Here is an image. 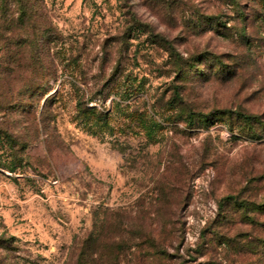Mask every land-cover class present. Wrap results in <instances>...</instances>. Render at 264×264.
Segmentation results:
<instances>
[{
    "label": "rangeland",
    "instance_id": "374dc122",
    "mask_svg": "<svg viewBox=\"0 0 264 264\" xmlns=\"http://www.w3.org/2000/svg\"><path fill=\"white\" fill-rule=\"evenodd\" d=\"M201 17V31H183ZM171 49L193 61L181 78ZM218 56L231 79L212 75ZM0 60V236L15 248L0 264H64L120 212L121 236L163 248L149 264L249 261L211 238L264 234L223 200L262 196L246 186L264 170V138L218 120L188 134L152 107L176 90L209 118L264 122V0H0ZM139 256L123 250L120 264Z\"/></svg>",
    "mask_w": 264,
    "mask_h": 264
},
{
    "label": "trees",
    "instance_id": "16d2710c",
    "mask_svg": "<svg viewBox=\"0 0 264 264\" xmlns=\"http://www.w3.org/2000/svg\"><path fill=\"white\" fill-rule=\"evenodd\" d=\"M231 5L233 6V2ZM205 20L201 17L200 25L191 24L190 26H187L186 24V27L182 26L183 31L191 33H195L197 29H200L201 31L202 25L205 24ZM219 25L220 27L226 29L224 24L221 23ZM140 26H142V24H140ZM148 34L150 37H155V35L150 33V31ZM159 40L163 42L160 43ZM154 42L157 45H166V40L160 36H157ZM4 50L9 51V48L6 46L4 47ZM168 52L170 59H173L172 55H174L173 64L175 66V72L177 73L178 78H181L183 75L185 76L187 71L193 69V61H189L190 66L188 68V66L185 65L187 59H184L183 56H180L178 52L172 49ZM5 65L7 66L3 60H0V68L3 69V71L0 70V81H4V77L9 75V68H4ZM239 68L243 69V65H240ZM213 69L214 71L212 72V75L219 76V80L231 79L236 71L234 64H228V61L224 60L220 56H218L216 66L211 68V70ZM207 78H209V76H207ZM155 102L156 103L152 109H159L162 113H160L161 115L166 114L163 112V109L172 111L171 115L173 116L167 114L169 116H167V119L165 118V121L167 122L172 119L173 122H183L185 124V130L188 134H191L194 131L199 132V130H208L218 120L228 122L233 127L232 130L230 129L231 132L235 131L234 129H236L240 135L252 141H262L264 138V122L262 117L254 116L246 111L241 112L237 110H219L216 112L214 111V114H212L211 118H209L208 115L204 113L200 114V112L188 107L187 103L184 101L182 93L176 90L171 91L170 97L168 99L161 96L157 98ZM173 109L175 112H173ZM2 134L3 132L0 129V140ZM2 137L3 139H6V143L12 141L9 134H6ZM247 184L248 186H246V189L251 196L264 191V170H262L261 173L256 176L253 175ZM223 200L226 201L224 206L227 205L230 207L233 214L239 213V217L244 223L250 224V226L253 228H258L264 232V220H259V218L264 217V192L258 200H256L255 197L240 199L238 196L237 198L225 197ZM164 205H166V203H164ZM117 214L120 218H115L114 221H110V232H102L96 236L89 234L86 237L80 239L75 244L76 248L74 251V259L72 256V258L67 260L64 264H120L122 251L126 250L128 252V249H131L132 247H134L136 250H139L140 256L136 263L130 260L129 264H149L159 254H162V252L164 253L163 248H159L158 246L156 247L152 236L146 232L137 231L138 239L136 238L135 241L128 240L121 236L120 233L127 227L124 226L122 221L123 218H125V214L122 215L121 212ZM228 214L230 217H232L231 212ZM124 221L125 223H129L127 218H125ZM12 239L13 238L0 236V250L10 251L15 249L11 244ZM211 240L213 243L218 242L232 246L234 251H236L239 255L249 259L246 264H264V234H255L254 236L246 239L240 237L239 241L234 238H224L223 235L216 234L213 238H211ZM133 257H135V255H133Z\"/></svg>",
    "mask_w": 264,
    "mask_h": 264
}]
</instances>
